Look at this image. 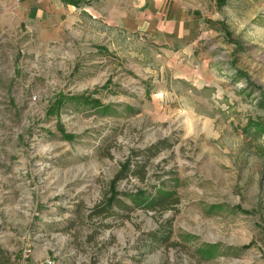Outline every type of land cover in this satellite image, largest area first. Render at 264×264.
I'll use <instances>...</instances> for the list:
<instances>
[{
  "label": "rangeland",
  "instance_id": "1",
  "mask_svg": "<svg viewBox=\"0 0 264 264\" xmlns=\"http://www.w3.org/2000/svg\"><path fill=\"white\" fill-rule=\"evenodd\" d=\"M205 2L193 42L113 24L42 49L0 0L6 264H264V0ZM161 187L179 203L136 205Z\"/></svg>",
  "mask_w": 264,
  "mask_h": 264
},
{
  "label": "crops",
  "instance_id": "2",
  "mask_svg": "<svg viewBox=\"0 0 264 264\" xmlns=\"http://www.w3.org/2000/svg\"><path fill=\"white\" fill-rule=\"evenodd\" d=\"M201 1L200 4L198 2ZM206 1V0H205ZM202 0H2L15 14L24 34L36 35L42 49L64 40L74 31L112 35L113 24L131 33L164 42H193L202 29ZM78 28L75 29V27ZM24 260V259H23Z\"/></svg>",
  "mask_w": 264,
  "mask_h": 264
},
{
  "label": "trees",
  "instance_id": "3",
  "mask_svg": "<svg viewBox=\"0 0 264 264\" xmlns=\"http://www.w3.org/2000/svg\"><path fill=\"white\" fill-rule=\"evenodd\" d=\"M130 171V168L127 165L123 166L122 175ZM121 175V174H119ZM119 177V176H118ZM116 180L112 181L111 184V196L106 198L102 205H98L93 210V215L100 217L102 220L105 219L106 215H110V211L112 212L113 207L116 204H119V207H127L117 198V191L115 188ZM136 205L143 206L148 209H167L173 208L176 204L179 203V197L177 196V192L174 189L159 188L153 194H147L145 191H138L133 196ZM92 217V216H91ZM168 237L166 238V240ZM3 253V252H1ZM1 257V256H0ZM8 258L5 256L0 259V264H6Z\"/></svg>",
  "mask_w": 264,
  "mask_h": 264
},
{
  "label": "built area",
  "instance_id": "4",
  "mask_svg": "<svg viewBox=\"0 0 264 264\" xmlns=\"http://www.w3.org/2000/svg\"><path fill=\"white\" fill-rule=\"evenodd\" d=\"M27 256H28L27 254L24 256L25 258L20 264H43V263H39V262H31V261H29V259L27 260Z\"/></svg>",
  "mask_w": 264,
  "mask_h": 264
}]
</instances>
